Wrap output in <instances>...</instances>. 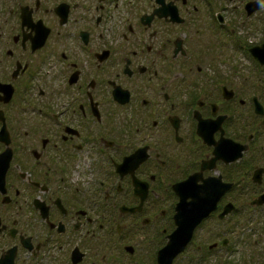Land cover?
<instances>
[{"label": "flooded vegetation", "instance_id": "obj_1", "mask_svg": "<svg viewBox=\"0 0 264 264\" xmlns=\"http://www.w3.org/2000/svg\"><path fill=\"white\" fill-rule=\"evenodd\" d=\"M263 50L264 0H0V264H264Z\"/></svg>", "mask_w": 264, "mask_h": 264}, {"label": "water", "instance_id": "obj_2", "mask_svg": "<svg viewBox=\"0 0 264 264\" xmlns=\"http://www.w3.org/2000/svg\"><path fill=\"white\" fill-rule=\"evenodd\" d=\"M264 53V50H263V52H262V54ZM263 56H264V54H263ZM263 64H264V61H263ZM175 237H173L172 239H174ZM174 256V254H167V253H164L163 255H162V257L166 260V264H170V262H171V259L170 258H172ZM168 261V262H167Z\"/></svg>", "mask_w": 264, "mask_h": 264}]
</instances>
